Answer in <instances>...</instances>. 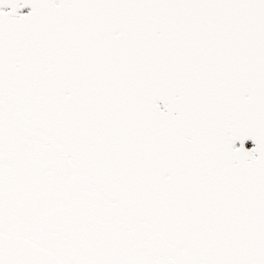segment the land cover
Instances as JSON below:
<instances>
[{
	"label": "snow or ice",
	"instance_id": "1",
	"mask_svg": "<svg viewBox=\"0 0 264 264\" xmlns=\"http://www.w3.org/2000/svg\"><path fill=\"white\" fill-rule=\"evenodd\" d=\"M0 264H264V0H0Z\"/></svg>",
	"mask_w": 264,
	"mask_h": 264
},
{
	"label": "water",
	"instance_id": "2",
	"mask_svg": "<svg viewBox=\"0 0 264 264\" xmlns=\"http://www.w3.org/2000/svg\"><path fill=\"white\" fill-rule=\"evenodd\" d=\"M248 143V145L250 146L251 145V142L249 141V142H247Z\"/></svg>",
	"mask_w": 264,
	"mask_h": 264
}]
</instances>
